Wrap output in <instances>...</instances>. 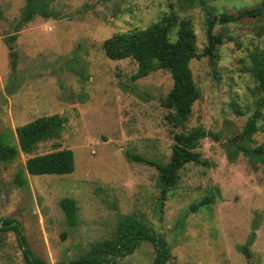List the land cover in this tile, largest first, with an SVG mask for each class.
<instances>
[{
	"label": "rangeland",
	"instance_id": "374dc122",
	"mask_svg": "<svg viewBox=\"0 0 264 264\" xmlns=\"http://www.w3.org/2000/svg\"><path fill=\"white\" fill-rule=\"evenodd\" d=\"M49 18L21 25L27 0H0V133L19 145L17 129L58 116L64 130L33 153L0 160V220H15L32 253L47 264H71L95 245L115 239L134 216L163 237L167 264H264V15L216 23L223 36L213 67L207 46V6L237 15L264 0H49ZM169 19L176 41L184 23L196 37L190 62L200 93L183 125L166 107L174 81L159 69L136 78L132 58L111 60L104 42ZM17 35L16 40L12 36ZM256 118V131L245 133ZM197 133L204 137L191 139ZM179 140L208 165L188 163L162 197L159 172L130 155L166 164ZM69 149L71 174H27L29 158ZM71 198L77 226L60 207ZM210 198L208 206H192ZM156 249L140 241L134 252L107 264H154ZM0 264H28L13 230L0 225Z\"/></svg>",
	"mask_w": 264,
	"mask_h": 264
},
{
	"label": "trees",
	"instance_id": "16d2710c",
	"mask_svg": "<svg viewBox=\"0 0 264 264\" xmlns=\"http://www.w3.org/2000/svg\"><path fill=\"white\" fill-rule=\"evenodd\" d=\"M49 0H27L21 25L31 22L34 17L49 18ZM207 18V46L203 55L208 57L213 67H216L219 55L217 48L223 44V36L214 33L216 23H232L243 18H262L264 15V2L254 8L242 9L237 15L225 13L216 15L205 7ZM173 22L169 19L154 23L146 29L135 30L116 34L104 42L103 48L107 57L111 60L132 58L139 65L136 78H143L159 69L169 70L172 74L174 86L166 99V107L176 110L175 115L170 114L169 119L175 120L178 125H183L190 109L198 100L200 93L194 82L190 62L197 57L196 37L189 23H184L179 30L178 39L171 41L170 35ZM12 40L17 39L13 35ZM256 118L254 115L245 127V133L252 135L256 131ZM65 121L58 116L42 117L17 129L18 143H11L10 133H0V160L10 162L16 159L20 153L33 155L38 145L60 137L64 130ZM203 133H197L193 138L198 140ZM129 158L137 162L146 163L155 167L159 172V179L163 199L169 189L175 187L179 181V171L188 163L208 165L199 153L193 152L179 140L172 148V156L168 163L163 164L147 160L144 157L130 155ZM75 169L74 153L69 149L55 151L43 155H35L28 159L26 166L18 170L13 183L15 186L27 189L29 181L27 174L41 175H65L71 174ZM211 199L205 198L200 204L192 206L194 211L198 206H208ZM61 210L70 227L77 226V205L71 198H65L60 202ZM0 225L5 230H13L24 250L28 264H47L36 257L28 247L22 228L15 220H0ZM119 235L110 241L98 243L88 254L77 262L71 264H107L121 259L134 252L140 241L151 242L156 249L154 264H167L169 249L163 237L156 234L153 229L143 224L134 216L125 218L119 224Z\"/></svg>",
	"mask_w": 264,
	"mask_h": 264
}]
</instances>
